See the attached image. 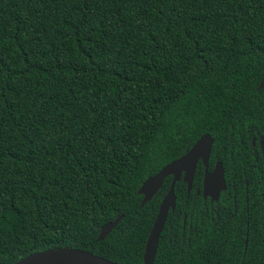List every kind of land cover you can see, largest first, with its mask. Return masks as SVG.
Listing matches in <instances>:
<instances>
[{"label":"trees","instance_id":"obj_1","mask_svg":"<svg viewBox=\"0 0 264 264\" xmlns=\"http://www.w3.org/2000/svg\"><path fill=\"white\" fill-rule=\"evenodd\" d=\"M205 132L225 189L174 183L152 264H264V0H0V264H142L170 176L137 187Z\"/></svg>","mask_w":264,"mask_h":264},{"label":"water","instance_id":"obj_2","mask_svg":"<svg viewBox=\"0 0 264 264\" xmlns=\"http://www.w3.org/2000/svg\"><path fill=\"white\" fill-rule=\"evenodd\" d=\"M212 137L202 133L190 147L180 156L162 165L155 173L146 176L136 193L141 196L139 205L148 201L158 190L163 178L170 176L168 187L158 203L155 216L147 233L143 252L142 264H152L159 233L163 227L167 211H172L175 203L173 193L174 183L181 179L185 183L186 192L191 187L195 165L199 160L203 171L201 178V196L216 200L221 190L225 189L221 163L216 161L210 170H207ZM121 214L102 224L97 232L96 240L103 239L112 227L120 220ZM10 264H123L108 260L90 251L74 247H51L28 253Z\"/></svg>","mask_w":264,"mask_h":264},{"label":"flooded vegetation","instance_id":"obj_3","mask_svg":"<svg viewBox=\"0 0 264 264\" xmlns=\"http://www.w3.org/2000/svg\"><path fill=\"white\" fill-rule=\"evenodd\" d=\"M251 143H254V138L252 139V141H251ZM257 143H258V149L256 150V152L254 153V155H253V161H252V165L254 166L253 167V170L255 171V175H256V179H257V182L259 181V179H258V176H257V172L259 171V158H258V151L260 152V157H261V159H262V163H263V165H264V143H263V141L261 140V139H259L258 141H257ZM199 162V160L197 161V163ZM216 162V161H215ZM214 162V163H215ZM196 163V164H197ZM200 163V162H199ZM207 163H208V161H207ZM213 163V164H214ZM213 166V165H212ZM212 168V167H211ZM210 168V169H211ZM209 168H208V166H207V170H210ZM202 171H203V168H202ZM201 178H202V174H201ZM191 188V187H190ZM197 194H200L201 195V185H200V190H198V189H194V195H197ZM258 195V197L256 198V203L257 204H255V212L258 214V212H259V210L261 209L260 207H259V203L260 202H262L263 201V196H262V192H260V193H258L257 194ZM202 197V196H201ZM207 197V196H206ZM206 197H202V198H206ZM209 198V197H208ZM210 200V199H209ZM210 201H214V200H210ZM184 226V216L182 217V227Z\"/></svg>","mask_w":264,"mask_h":264}]
</instances>
